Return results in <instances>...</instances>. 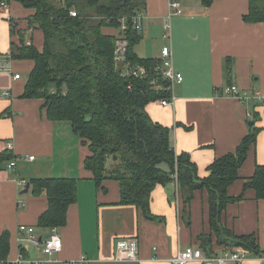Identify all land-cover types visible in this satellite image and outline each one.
<instances>
[{
  "label": "crops",
  "instance_id": "obj_1",
  "mask_svg": "<svg viewBox=\"0 0 264 264\" xmlns=\"http://www.w3.org/2000/svg\"><path fill=\"white\" fill-rule=\"evenodd\" d=\"M145 1L142 39L134 50L140 58H157L159 49L168 43L162 38L167 0ZM252 1L214 0L204 7L198 0H179L183 13L171 18L169 43L173 68L183 81L173 88V105L152 102L146 112L154 122L171 129L175 153H188L199 177L208 175L214 160L236 150L249 123L258 129L256 142L238 170V180L227 189L229 196L244 192V199L226 206L222 222L235 236L255 235L264 251V201L256 200L251 189L244 191L255 166L264 165V22L244 20ZM32 14L17 2L0 6V153L9 150L14 157L24 158L13 169L9 163L0 167V236L9 234L5 257H14L20 249L19 225L32 227L38 239L50 235V229L37 227L47 208L45 194L35 196L30 187L22 194L25 186L20 182L54 177L76 181V201L68 207L66 225L57 228L61 240V250L53 256L57 264L82 258L87 261L82 264H129L112 261L117 238H137L139 262L135 264H172L169 260L179 250L198 248V237L209 234L205 190L194 193L184 218L176 184L157 186L151 194L150 211L164 220H147L139 208L117 204V182L95 185L83 165L88 148L68 123L49 121L42 100L22 98L33 62L7 58L13 47L20 46L19 34L26 45L42 49V33L28 27ZM226 59L231 60L228 76ZM16 74L19 79L13 78ZM227 86H236L248 100L239 103L224 96ZM7 91L10 97L3 96ZM25 247L30 259L45 258L31 243ZM222 249L213 236L212 251L219 255ZM242 264L261 263L250 254Z\"/></svg>",
  "mask_w": 264,
  "mask_h": 264
},
{
  "label": "trees",
  "instance_id": "obj_2",
  "mask_svg": "<svg viewBox=\"0 0 264 264\" xmlns=\"http://www.w3.org/2000/svg\"><path fill=\"white\" fill-rule=\"evenodd\" d=\"M209 7L214 0H198ZM19 3L33 11L28 27L42 33L38 50L26 45L13 47L9 60H29L33 67L22 93L24 99H40L46 118L66 122L89 151L84 168L91 172L97 187L112 180L119 187L120 206L139 208L144 218L162 222L164 218L150 211L151 194L157 186L175 183L182 200V217H188V206L196 191L207 192L209 234L198 237V248L206 256L216 246L224 249L242 247L252 255H264L255 235L235 236L222 222L228 204L244 199V192L229 196L228 187L238 180V170L256 142L258 129L248 133L233 153L214 160L208 175L199 177L188 153L176 154L172 131L154 122L146 106L168 98V83L154 70L157 58H140L135 46L142 31L133 27V19L146 10L145 0H0ZM70 11L76 13L75 17ZM122 19L126 29L120 30ZM246 22H264V10L251 6ZM143 18L141 19L142 25ZM13 30V29H11ZM113 31V32H110ZM115 32V33H114ZM121 36L127 42L125 59L114 60L115 43ZM231 60L225 61V74H231ZM144 67L145 76L125 75L124 68ZM160 86L155 89L151 81ZM116 157V159H113ZM9 150L0 153V167L14 160ZM31 193L45 194L46 210L37 227L61 228L66 225L68 207L76 201V181L72 178H39L29 181ZM251 189L256 200L264 201V165H256L245 180L244 191ZM213 235V236H212ZM9 249V234L0 236V257Z\"/></svg>",
  "mask_w": 264,
  "mask_h": 264
},
{
  "label": "built area",
  "instance_id": "obj_3",
  "mask_svg": "<svg viewBox=\"0 0 264 264\" xmlns=\"http://www.w3.org/2000/svg\"><path fill=\"white\" fill-rule=\"evenodd\" d=\"M1 7H7L6 3L1 2ZM168 12L162 21V29L163 34L162 38L168 41V44L163 45L159 51V55L157 59L159 60V64L154 67V70L159 74V76L164 79L165 82L168 83L166 90L170 92L168 98L158 100L159 104L163 107H168L174 104V94L173 88L175 85L180 84L183 81V77L180 73L176 72L173 68L171 49H170V21L173 16L181 15L182 8L179 0H167ZM70 15L72 17L76 16L74 11H70ZM142 14H137L133 19V27L137 30H142L141 19ZM124 20L122 19V26L120 30L126 29V25L124 24ZM127 48V42L123 39V37L119 36L115 43V51H114V60L116 63L124 61L125 51ZM0 68H2L0 66ZM125 75H132L134 77H143L145 76L146 70L144 67H136L131 68L128 65L124 68ZM14 79H19V75H14ZM151 85L157 90L160 86L157 84L155 80L151 81ZM224 96H232L239 101V103H245L249 97L246 95H240L239 89L236 86H227L223 88ZM3 96L10 97L11 94L7 91L3 93ZM24 158L15 157L13 161H11L8 165L9 169H13L15 167V163L18 160H23ZM28 160H33V157H28ZM25 182H20V186L24 187ZM177 189V187H176ZM20 234L19 238H17L18 243L20 244V249L17 254L12 257H0V264H57L55 260H53V256L60 252L61 250V240L58 235L57 228L50 229V235L45 239H38L34 235V229L32 227H28L25 225H19L17 229ZM25 243H31L35 249H37L45 258L44 259H30L25 256L27 252V248L25 247ZM240 249H224L221 251L219 255L214 256H206L200 248L197 247H185L177 252V254L172 257L169 262L172 264H189V263H197V264H225L227 262H232L235 264H242L248 256H250V252L247 249L239 247ZM259 263L264 264V255H252ZM117 263H129L135 264L139 262V243L137 238L135 237H127V238H117L115 240L114 247V257L113 260ZM87 262L85 259H79L77 261H63L58 264H82Z\"/></svg>",
  "mask_w": 264,
  "mask_h": 264
},
{
  "label": "rangeland",
  "instance_id": "obj_4",
  "mask_svg": "<svg viewBox=\"0 0 264 264\" xmlns=\"http://www.w3.org/2000/svg\"><path fill=\"white\" fill-rule=\"evenodd\" d=\"M252 4H253V6L257 7L259 10H264V0H253ZM110 32H113V31H110ZM166 43H167V41H166ZM160 49H159V51H160Z\"/></svg>",
  "mask_w": 264,
  "mask_h": 264
},
{
  "label": "water",
  "instance_id": "obj_5",
  "mask_svg": "<svg viewBox=\"0 0 264 264\" xmlns=\"http://www.w3.org/2000/svg\"><path fill=\"white\" fill-rule=\"evenodd\" d=\"M249 125L251 126L252 125V123H249ZM113 159H116V157H114ZM29 187H30V184L29 183H27L26 185H25V188L23 189V191L21 192L22 194H25V193H27L28 192V190H29Z\"/></svg>",
  "mask_w": 264,
  "mask_h": 264
}]
</instances>
